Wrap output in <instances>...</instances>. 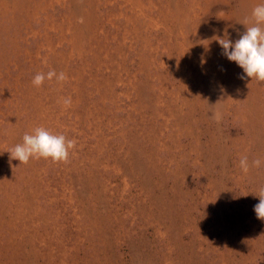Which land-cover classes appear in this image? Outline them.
<instances>
[{"label": "rangeland", "instance_id": "rangeland-1", "mask_svg": "<svg viewBox=\"0 0 264 264\" xmlns=\"http://www.w3.org/2000/svg\"><path fill=\"white\" fill-rule=\"evenodd\" d=\"M260 2L0 0V264H264V81L215 40ZM37 126L67 162L11 157Z\"/></svg>", "mask_w": 264, "mask_h": 264}, {"label": "clouds", "instance_id": "clouds-1", "mask_svg": "<svg viewBox=\"0 0 264 264\" xmlns=\"http://www.w3.org/2000/svg\"><path fill=\"white\" fill-rule=\"evenodd\" d=\"M244 25L246 30L239 39L232 41L225 34L215 40L223 49L222 54L228 60L236 62L248 78L264 81V0L252 9L251 23L246 19ZM42 63L46 64L47 60H42ZM46 79H55L57 83H62L67 81L68 76L64 71L49 69L47 73L37 72L31 82L33 86L40 87ZM61 101L66 108L72 104L71 97H63ZM215 118L220 119L219 113ZM76 144L75 139H68L63 133H54L44 126H37L31 132H25L22 142L15 144L10 154L23 164H27L32 158H51L53 162H67L69 151ZM261 162V159L256 158L249 163L248 156L242 155L239 167L247 174L250 167H259ZM254 211L257 218L264 219V188L260 189L259 203L254 206Z\"/></svg>", "mask_w": 264, "mask_h": 264}]
</instances>
